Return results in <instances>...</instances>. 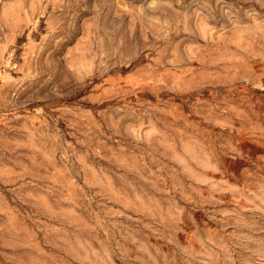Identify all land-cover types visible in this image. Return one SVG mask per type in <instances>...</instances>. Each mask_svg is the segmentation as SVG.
<instances>
[{"label":"rangeland","instance_id":"374dc122","mask_svg":"<svg viewBox=\"0 0 264 264\" xmlns=\"http://www.w3.org/2000/svg\"><path fill=\"white\" fill-rule=\"evenodd\" d=\"M0 264H264V0H0Z\"/></svg>","mask_w":264,"mask_h":264}]
</instances>
